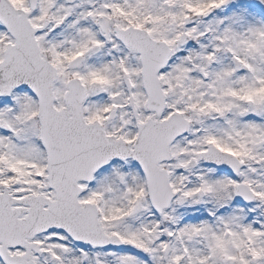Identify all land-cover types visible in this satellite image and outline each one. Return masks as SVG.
<instances>
[{
	"label": "snow or ice",
	"instance_id": "1",
	"mask_svg": "<svg viewBox=\"0 0 264 264\" xmlns=\"http://www.w3.org/2000/svg\"><path fill=\"white\" fill-rule=\"evenodd\" d=\"M0 264H264V0H0Z\"/></svg>",
	"mask_w": 264,
	"mask_h": 264
}]
</instances>
